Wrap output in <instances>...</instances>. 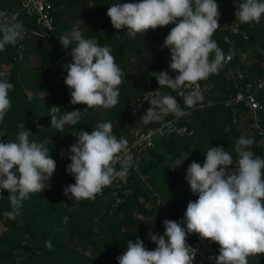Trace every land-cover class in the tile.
Returning <instances> with one entry per match:
<instances>
[{"label":"trees","instance_id":"trees-1","mask_svg":"<svg viewBox=\"0 0 264 264\" xmlns=\"http://www.w3.org/2000/svg\"><path fill=\"white\" fill-rule=\"evenodd\" d=\"M49 1L55 25L53 31L39 25L36 15H28L23 0H0V11L18 12V20L26 28L24 39L0 52V81L14 84L9 90L11 107L0 121V140H15L20 131L30 130V141L50 149V156L56 161L54 174L74 184L75 178L67 173L66 167L71 163L69 149L77 139L75 133L82 129L91 133L96 124L110 122L117 139L126 138L128 143V130L137 126L156 128L176 119L192 132L167 133L158 138L154 147L144 150L140 155V170L146 181L133 175V192L124 195L125 199L118 205L113 195L116 188L111 184L94 200L81 201L61 195L54 187L45 188L41 193H30L23 201L21 215L11 220L5 216V212L11 210L9 192L0 190V224L5 228L0 232V264H118L116 258L125 251L127 240L135 242L139 238L148 250H154L157 245L150 240L149 231L162 235L165 219L183 221L188 202L198 199L185 179L187 168L193 161L203 166L205 153L211 146H222L235 157L236 140L241 135L254 137L250 150L254 156L264 158V145L251 126L249 108L243 104H226L248 81L264 74V15L259 23L240 24L235 17V0H216L221 13L220 27L212 39L225 56L234 52L232 60L223 62L218 74L201 80L207 85L208 95L194 108H187L184 98H176L186 115L176 118L168 114L159 122L145 125L133 112V100L147 89L173 96L178 91L159 87L151 76L161 71H168L173 78L178 74L169 69L170 50H161L165 37L175 25L130 36L126 28L117 30L112 26L107 11L114 3L139 0ZM233 23L239 24L237 34L230 27ZM74 29L84 38H94L100 46L111 48L122 71L123 83L118 86V103L114 107L91 108L82 113L79 124L65 125L59 132L51 127L49 109L52 106L61 107V114L74 109L83 111L87 107L70 103L69 89L64 82L67 72L62 65L71 61L70 52L75 42L64 49L59 37ZM20 45L23 51L17 50ZM213 58L214 53L209 59ZM230 69L236 79L228 78ZM238 71L244 73L243 79L238 78ZM43 92L50 95L43 97ZM259 100L264 127V92ZM200 103L205 105L198 106ZM185 152L189 154L188 159L173 170L170 165ZM235 166L234 162L229 168ZM181 226L186 228V224ZM47 241H51V249L46 247ZM213 243L220 250V245ZM247 260L248 264H264V253L249 255Z\"/></svg>","mask_w":264,"mask_h":264},{"label":"clouds","instance_id":"clouds-1","mask_svg":"<svg viewBox=\"0 0 264 264\" xmlns=\"http://www.w3.org/2000/svg\"><path fill=\"white\" fill-rule=\"evenodd\" d=\"M235 5V17L240 24L259 23L264 15V0H235ZM218 9L216 0H139L114 3L107 15L115 29L126 28L130 36L175 25L165 37L161 50H170L169 69L178 74L173 78L168 71H161L151 76L159 87L173 91L193 88L180 94L185 106L194 108L204 99L198 82L218 74L225 61V53L212 39L220 27ZM18 16V12L0 11V52L22 39L23 23ZM59 42L64 49L75 42L71 61L62 65L67 72L64 82L69 89L70 103L87 105L83 111L74 109L62 114L59 106L49 109L51 127L62 132L65 125L79 124L82 113L91 108L114 107L118 103V86L123 80L109 46H100L94 38H84L75 29L60 36ZM212 53L214 58L210 60ZM13 88L14 84L0 81V121L11 107L9 90ZM149 103L150 107L141 117L145 125L159 122L168 114L176 118L186 115L176 97L170 94L152 98ZM31 135L30 130H22L15 140H0V190L9 192L11 210L5 216L11 220L21 215L23 201L30 193H41L49 186L56 168L50 149L30 141ZM75 135L77 139L69 149L71 163L66 167L75 183L64 188V195L77 201L94 200L114 177H127L133 157L127 150L128 140L117 139L110 122L96 124L91 133L82 129ZM253 143L254 137L241 135L234 145L235 157L222 146H211L205 153L203 166L195 161L190 163L185 179L198 199L188 202L183 221L165 219L162 235L150 230L149 238L157 245L154 250H148L139 238L135 242L127 240L125 251L116 258L118 264H193L197 249L186 242L187 235L192 233L220 245L215 264H248L249 255L264 253V158L254 156L250 150ZM121 153L124 155L118 160ZM188 155V152L182 153L170 167L179 168ZM117 160L119 171L115 167ZM234 162L235 168L230 169ZM46 247L52 248L51 241L46 242Z\"/></svg>","mask_w":264,"mask_h":264},{"label":"built area","instance_id":"built-area-1","mask_svg":"<svg viewBox=\"0 0 264 264\" xmlns=\"http://www.w3.org/2000/svg\"><path fill=\"white\" fill-rule=\"evenodd\" d=\"M23 6L25 7L28 15L37 16V23L42 27H46L49 30H54L55 25L53 23V19L50 16V8L52 7L51 2L49 0H23ZM232 31L237 34L239 33V24L233 23L230 25ZM26 35V28L23 26L22 39H24ZM23 45H20L17 49L18 51H23ZM23 56V52L21 55ZM232 60V55L229 57V53L225 56V63H229ZM228 78H237L235 72L230 69L227 73ZM237 76L239 79H243L245 77L244 73L241 71L237 72ZM199 91L202 93L203 97L206 98L208 95L207 85L203 84L201 80L198 82ZM194 87V86H193ZM193 88L184 87L179 89L175 94L176 98H184L180 93H188L191 92ZM264 92V74L261 76H256L254 79L248 81L244 87H242L234 97L228 99L226 101L227 105H239L243 104L247 106L250 110L249 119L251 122V126L258 132L261 136V143L264 145V127L262 125V105L259 100V95ZM159 91H155L152 89H147L142 95L137 96L132 102L133 112L136 115L141 117L145 114L146 110L150 107L149 101L152 98H158L162 96ZM149 100V101H148ZM209 103H211L209 101ZM208 103V104H209ZM205 104L200 103L198 106H204ZM142 120V119H141ZM187 132H192L189 130L188 126L181 124L178 119L173 121H167L164 124L158 127H143L137 126L132 130V135L130 137V141L127 146V150L129 154L132 155V167L129 169L128 175L124 179H120L118 177H114L111 185L115 187L113 195H114V203L118 205L125 198V196H129L133 192V187L131 186V180L133 175H137L141 180L146 181V178L141 174L140 170V155L141 153L149 148L155 146L158 138L163 137L167 133H179L184 134ZM123 153L119 154L118 160L123 157ZM115 163V167L117 171L120 170V163ZM135 184V183H134ZM186 242L197 249V254L195 256L193 264H215V257L219 255L218 248L214 245L213 242L208 240H202L198 234L192 233L188 234L186 237ZM211 257V259H210Z\"/></svg>","mask_w":264,"mask_h":264},{"label":"rangeland","instance_id":"rangeland-1","mask_svg":"<svg viewBox=\"0 0 264 264\" xmlns=\"http://www.w3.org/2000/svg\"><path fill=\"white\" fill-rule=\"evenodd\" d=\"M43 97L44 96H49L50 94H48V93H45V92H43L42 94H41ZM132 133V131L131 130H128L127 131V136L130 138L131 137V134ZM45 183V185L47 186V181H45L44 182ZM48 189H50V188H56L57 190H58V192L61 194V195H63V196H65L64 195V188L67 186V185H69L67 182H65V181H63L62 180V178L60 177V176H58V175H56V174H54L53 173V175H52V177L49 179V181H48ZM4 226L2 225V224H0V232H2V231H4Z\"/></svg>","mask_w":264,"mask_h":264}]
</instances>
